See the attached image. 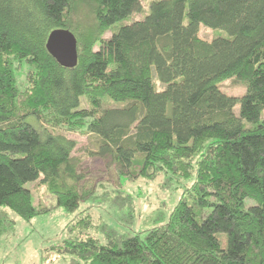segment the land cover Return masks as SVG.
<instances>
[{
    "label": "trees",
    "instance_id": "trees-1",
    "mask_svg": "<svg viewBox=\"0 0 264 264\" xmlns=\"http://www.w3.org/2000/svg\"><path fill=\"white\" fill-rule=\"evenodd\" d=\"M141 1L0 0V246L49 211L28 184L70 214L95 197L58 129L97 138L120 178L184 189L153 228L106 244L80 212L50 247L68 264H264V0H151L126 24ZM57 29L77 39L74 69L46 49ZM231 78L244 95L221 91Z\"/></svg>",
    "mask_w": 264,
    "mask_h": 264
},
{
    "label": "rangeland",
    "instance_id": "rangeland-1",
    "mask_svg": "<svg viewBox=\"0 0 264 264\" xmlns=\"http://www.w3.org/2000/svg\"><path fill=\"white\" fill-rule=\"evenodd\" d=\"M151 2V0H142L141 11L133 14L126 24L143 20L148 14ZM112 34L113 32L110 31L104 38L109 39ZM199 37L204 41L212 42L215 33L201 26ZM154 75L157 80L155 73ZM19 82L24 88L25 77H19ZM157 86L159 89L162 88L159 83ZM220 89L223 93L234 97H240L246 92V86L238 78L224 81L220 84ZM85 106L86 101L83 100L81 107ZM235 110L239 114L238 106ZM53 132L65 134L76 141L77 147L73 156L81 160L82 173L96 185L95 197L81 203L80 210L70 214L57 206L56 199L46 191L44 186H40L39 183L28 184L27 188L33 193L34 202L36 201L37 205L41 202L43 206L49 207V211L36 216L31 222L22 221L14 214L12 215L13 219L17 218L16 232L12 238L5 240V244L0 246V264H68L66 257L52 252L50 247L58 244L63 238L64 228L80 212L85 211L91 218L93 217L96 229L92 234L97 235L98 239L106 244L105 238L109 231L117 235L132 236L153 228L149 221L158 214L168 215L184 192L180 186L175 192L172 189L167 191L163 187L162 176L155 180L139 179L137 181L120 178L115 167L91 155L97 151V138L87 134L68 133L66 130L57 129ZM180 183L184 184L182 180ZM191 184L187 182L188 187ZM252 203L248 201L247 205ZM223 246H226L225 240H223Z\"/></svg>",
    "mask_w": 264,
    "mask_h": 264
},
{
    "label": "water",
    "instance_id": "water-1",
    "mask_svg": "<svg viewBox=\"0 0 264 264\" xmlns=\"http://www.w3.org/2000/svg\"><path fill=\"white\" fill-rule=\"evenodd\" d=\"M46 49L51 57L63 68L74 69L78 65V43L72 32L57 29L48 37Z\"/></svg>",
    "mask_w": 264,
    "mask_h": 264
}]
</instances>
